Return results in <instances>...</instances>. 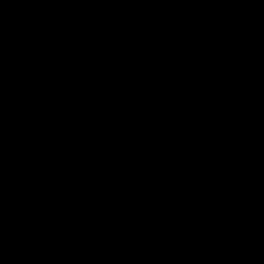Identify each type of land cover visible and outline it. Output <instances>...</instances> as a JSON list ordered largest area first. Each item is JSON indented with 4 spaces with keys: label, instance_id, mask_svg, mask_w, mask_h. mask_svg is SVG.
Listing matches in <instances>:
<instances>
[{
    "label": "water",
    "instance_id": "95a60500",
    "mask_svg": "<svg viewBox=\"0 0 264 264\" xmlns=\"http://www.w3.org/2000/svg\"><path fill=\"white\" fill-rule=\"evenodd\" d=\"M0 264H264V0H0Z\"/></svg>",
    "mask_w": 264,
    "mask_h": 264
}]
</instances>
